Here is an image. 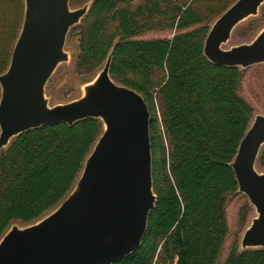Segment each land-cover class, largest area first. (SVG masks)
I'll list each match as a JSON object with an SVG mask.
<instances>
[{"label": "trees", "instance_id": "1", "mask_svg": "<svg viewBox=\"0 0 264 264\" xmlns=\"http://www.w3.org/2000/svg\"><path fill=\"white\" fill-rule=\"evenodd\" d=\"M192 5L94 0L85 16L94 19L84 20L78 73L94 78L101 70L110 53L104 45L106 23H116L120 37L111 48V77L145 98L153 174L158 150V166L165 173V188L156 193L140 248L115 264H153L161 244L163 264H216L228 234L227 196L238 191L231 163L254 118L253 107L238 92L240 67L216 65L205 57L208 23L172 38H135L150 29L183 30L202 23ZM156 98L166 145L153 116ZM101 124L87 118L73 126L43 125L13 138L7 166L0 170V236L13 221L40 219L69 194L102 133ZM259 156L264 168V150ZM248 209L241 214L244 221ZM225 264H264V248L232 249Z\"/></svg>", "mask_w": 264, "mask_h": 264}, {"label": "water", "instance_id": "2", "mask_svg": "<svg viewBox=\"0 0 264 264\" xmlns=\"http://www.w3.org/2000/svg\"><path fill=\"white\" fill-rule=\"evenodd\" d=\"M24 18L11 60L0 74V151L13 138L43 125L73 126L99 119L103 131L69 194L50 213L0 238V264H115L142 244L155 207L150 110L145 98L111 77L113 50L80 97L50 104L47 84L70 61L66 41L90 3L24 0ZM264 0H236L211 25L204 55L212 63L247 68L264 63V28L248 43L224 48L235 27L257 16ZM264 114L256 115L231 163L238 191L255 208L241 248H264Z\"/></svg>", "mask_w": 264, "mask_h": 264}, {"label": "rangeland", "instance_id": "3", "mask_svg": "<svg viewBox=\"0 0 264 264\" xmlns=\"http://www.w3.org/2000/svg\"><path fill=\"white\" fill-rule=\"evenodd\" d=\"M94 0H70L72 8H79L87 3L92 5ZM184 3L193 4L195 11L203 18L202 23L194 24L187 29H150L146 30L135 38L138 39H163L172 38L174 35L193 30L203 24L211 25L215 20L236 0H220L208 2L203 0H180ZM134 3V5H136ZM25 4L24 0H0V74L5 72L9 66L11 55L17 36L20 32L24 18ZM87 15V14H86ZM85 15V16H86ZM82 18L78 26L73 27L67 36L66 50L70 53V61L62 63L51 76L47 87V95L50 97V104L65 103L75 98H78L83 93L82 85L91 80L93 75H81L78 73L77 60L80 52V46L85 40L83 26L86 22L94 19V15ZM107 29L104 31V45L107 53L111 51L113 44L119 39V31L116 29V23H106ZM264 28V4L259 10L257 16H252L238 24L232 32L231 38L224 48L241 43L251 42L259 32ZM242 76L239 83V94L253 107L254 117L258 114H264V63L251 65L247 68H240ZM153 116L157 118L161 129L162 138L165 145L166 136L161 113L158 107V99H154ZM101 124V131H103ZM13 140V139H12ZM7 147L0 151V170L3 171L8 163ZM264 150V146L260 151V155ZM160 150L155 153L153 188L154 192L162 191L165 188L163 178L164 172L158 166ZM260 157V156H259ZM259 157L257 166L261 171L264 168L259 165ZM61 203V202H60ZM59 203V204H60ZM245 206H248V214L246 220H242L241 214ZM56 207V206H55ZM54 207V208H55ZM54 208L45 212L43 216L50 213ZM226 215L228 222V234L224 241L223 249L218 257L216 264H225L226 259L232 249L241 251V238L245 229L251 223V220L256 216L255 208L250 204L248 197L239 191L229 194L226 203ZM25 225L21 221H13L11 225ZM10 225V226H11ZM8 229V228H7ZM3 234L0 236V238ZM164 254L162 244L158 248L153 257V264H163Z\"/></svg>", "mask_w": 264, "mask_h": 264}]
</instances>
